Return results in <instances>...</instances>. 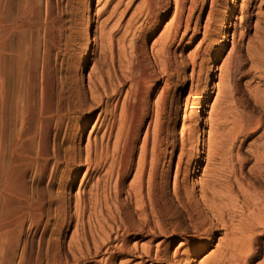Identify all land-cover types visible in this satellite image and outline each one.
Listing matches in <instances>:
<instances>
[{
    "label": "rangeland",
    "instance_id": "374dc122",
    "mask_svg": "<svg viewBox=\"0 0 264 264\" xmlns=\"http://www.w3.org/2000/svg\"><path fill=\"white\" fill-rule=\"evenodd\" d=\"M175 1L157 0V7L151 15L146 13L143 0H93L91 12L95 14V19L90 35L94 37L92 64L90 66L88 64L84 71L80 72L78 66L83 60L87 40L84 31L85 19L88 16V12L84 10L85 0H1L0 29L5 35L1 42L5 144L14 129L19 126L18 113L22 107L27 104L33 107L34 116H38L39 119L48 116L46 108L42 107L43 99L48 97L53 108L56 105L62 107V126L59 133L53 129L51 121L46 134L49 153L52 154L54 146L61 143L64 134L68 135L64 147L74 146L77 150L83 151L87 140L91 142L97 132L90 131L97 120V114L103 110L107 101V97H103L98 104L91 100L88 76L94 82L97 81L98 73L104 78L107 75L120 76L118 81L120 84L125 83V86L119 87L115 100L112 99L107 104V107L111 105L109 107L111 108L112 104L116 103L118 114L120 106L126 99L125 91L130 85V80L127 79L130 67L137 69L131 74L143 86L141 95L143 98L141 97V119L133 138L135 145L133 165L121 180L123 188H127L134 177L135 164L141 152L147 122L158 119L161 124V133L154 147L150 128L145 154L146 169L152 156L150 152L153 150L152 152L157 154L155 156L157 169L165 172V178L160 185L164 190L162 194L166 209L162 208L157 214L158 222L161 221L159 226L152 220L154 223L151 221L152 229L149 231L147 227L141 231L136 230L140 225L139 218L135 217L136 215L130 218L128 246H134L136 243L137 250L133 255H124L112 248V259L109 264L189 263L191 252L205 244L213 231L203 233L192 228L185 210L173 195L172 183L176 179L181 188L180 194L186 189L197 196L200 192L209 193L212 188H216L217 194L226 198L228 193L222 188L228 186L226 178L230 175L231 163L235 157V151L228 153L230 147L228 143L235 136L232 132L235 113L241 111L244 104L251 103L255 91L264 94V75L260 74L264 68L257 69L253 60L258 45L264 41V0H239L228 29V41L215 63L217 85L205 106L203 148L200 152L202 159L198 177L192 182L188 169L191 162L190 150L194 144L196 122L194 110L198 98L206 89L207 60L213 46L222 39L219 35V22L227 12L231 0ZM172 15H175L173 19ZM171 20L173 23L176 22V25L179 20L182 22L180 21L179 32L170 46L168 62L163 64L162 61L152 59L150 49L154 47V40L158 38L164 26ZM185 24L188 27H185ZM176 25L174 23L175 27ZM192 69L193 75H189ZM219 74L222 76L221 82ZM118 81L114 80V86ZM112 88H108L106 96L113 93L109 90ZM225 88H228L229 94L224 92ZM78 93L84 96L83 103L81 102L83 105L78 102L76 97ZM44 111L45 114L42 113ZM84 121L88 124L80 134L81 122ZM261 131L262 129L246 138L239 137L243 142L239 151L240 156L245 154L248 146L258 138ZM101 133L102 131L97 136L99 137ZM180 133L186 138L182 151ZM217 143L218 145H215ZM236 145L238 146L239 142H236ZM51 163L52 161L50 166ZM49 165L42 186L48 182L51 171ZM64 165L58 168V175L66 171ZM249 165L250 163L244 170H247ZM84 170V167H79L78 170L74 169L68 173L69 176L76 172L78 175L65 194L71 211L77 188L87 191L97 177L93 174L90 178L82 179ZM175 172L177 176L174 175ZM30 177L31 172L27 175L29 185L32 184ZM192 183L194 187L191 186ZM55 190L56 186L52 187V191ZM143 191L145 192V184ZM237 204L245 206L240 198ZM129 206L128 211L134 209L133 203ZM246 210L245 216L252 213L251 209ZM59 222L55 223L57 229ZM72 231L73 225L64 234L66 237L61 238L65 241L64 249ZM223 233L225 232L222 229L215 231L213 243L195 255L193 264H237L236 254L228 250L227 239L223 237ZM255 235L258 236V243L255 241L253 248L257 256L247 264H264V233L255 232ZM114 236L112 234V238ZM239 237L240 235H237V238ZM146 246L151 251L150 257L143 255L141 250ZM108 252L103 248L97 255L89 258V263L84 264H103L102 259L110 253ZM156 252L158 256L155 258ZM69 260L71 261V258Z\"/></svg>",
    "mask_w": 264,
    "mask_h": 264
},
{
    "label": "bare ground",
    "instance_id": "6f19581e",
    "mask_svg": "<svg viewBox=\"0 0 264 264\" xmlns=\"http://www.w3.org/2000/svg\"><path fill=\"white\" fill-rule=\"evenodd\" d=\"M238 1L231 0L227 12L219 22V35L222 36V39L211 49L206 64L207 86L198 98L194 110V119H196L194 144L190 150L191 162L188 169V175L192 182L198 177L202 159L200 152L203 148L202 129L205 126V106L217 85L215 83V63L218 60V54L224 50L228 41V29ZM2 2L0 0V5ZM92 2L93 0L84 2V10L88 12L84 26L87 40L83 51V60L78 66L80 72H83L88 64L89 66L92 64L94 37L92 38L90 35L92 22L95 19V14L91 12ZM142 3L146 5V13L151 14L156 9L158 2L157 0H143ZM180 21L177 22V25L174 22L176 27L173 20L164 26L165 28L160 32L158 38L154 40V47L150 49L152 59L157 62L162 61L163 64L168 62L170 46L179 32ZM186 26L187 24H185ZM3 33L0 29V264H84L89 263V258L97 255L103 248L110 252L102 259L103 264H109L112 259V248L120 254L133 255L137 250V245L134 243V246H128L127 241V233L131 229L130 218L134 215L139 218L140 225L136 230L141 231L147 227V231H149L152 229V220H155V224L159 226L161 221L158 222L156 217L166 203L162 194L164 190L160 185V182L162 183L165 178V172L162 169L160 171L157 169L158 164L155 160L157 154L155 155L153 150L150 152L152 156L151 160L148 159L150 162L146 169L147 135L151 128L152 133H150L153 134L152 140L154 141L152 146L154 147L155 141L161 133V124L157 121L158 119L147 122L148 126L144 133V139H142L141 152L137 156L135 164L134 177L127 188H123L121 185L122 178L133 165L135 154L133 138L136 134L137 124L141 119L143 86L131 74L137 69L129 66L130 72H128L127 79L129 78L130 85L128 84L129 87L125 91L126 99L120 106L118 114L116 103L112 104L111 108H109L111 105L107 107V104L110 100H115L117 89L125 86V83L120 84L118 81L120 76L115 75V72V76L110 74L111 76L107 75L104 78L101 73H98L95 82L91 81L88 76V92L91 100L98 104L103 97H107V101L103 110L97 114V120L90 131L97 132L91 142L87 140L83 151L77 150L74 146L64 147L63 145L68 139V135L64 134L61 143L54 146L52 154L49 153L46 134L52 122L53 129L59 133L62 126V107L56 105L53 108L48 97L43 99L44 105H42L46 108L48 116L39 119L38 116H34L33 107L28 104L22 107L18 113L19 126L14 129L9 141L5 144V117L2 108L4 69L1 55V51H3L1 42L5 36ZM253 60L257 69L264 68V41L258 45V51L255 57L253 56ZM193 72L192 69L189 75H193ZM260 74L264 75V69ZM218 77L221 82L222 76L219 74ZM114 80L118 81L115 86L113 83L116 81L114 82ZM108 88H112L109 90L113 93L106 96ZM224 92L229 94L230 91L225 88ZM80 93L76 96L79 103L84 98ZM254 93L251 103L244 104L243 109L238 110L239 112H236L235 116L233 115L232 132L235 136L228 143L230 146L228 153L235 151V157L231 163L230 175L226 178L228 186L222 188L228 193L226 198L220 197L216 188H212L209 193L200 192L197 196L186 189L180 194L181 188H179L176 179L172 183L173 195L185 210L192 228L203 233L213 231L205 244L191 252L188 264H193L195 255L213 243L215 231L219 229L224 230L223 237L227 239L226 246L229 251L236 254L237 264H247L249 260L257 256V252L253 248V243L258 240L255 232L264 233V94L258 91ZM142 102L144 103V101ZM45 111L42 113L45 114ZM155 114L153 115L155 116ZM81 123L80 134L83 133L88 122ZM261 129L258 138L253 140L245 154L240 156L239 151L243 142L239 137L246 138ZM101 131L102 133L98 137L97 135ZM181 133L180 150L182 151L186 138ZM236 142H239L238 146ZM249 163L247 170H244ZM62 164H65L64 167L66 166L67 169L58 175V168ZM48 165L51 169L48 182L42 186ZM79 167L85 168L82 179L90 178L93 174L97 177L89 185L87 191L77 188L71 211L65 194L78 175L77 172L71 176L68 173L74 169L78 170ZM175 171L177 172L178 169ZM29 172L32 173V177H30L32 184L30 185L27 183ZM144 184L145 192L143 191ZM54 186H56V190L53 192L52 187ZM191 186L194 187V183ZM258 189L260 191H257ZM238 198L245 206H238ZM132 203L134 209L128 211V206ZM246 209H251L252 213H246L248 215L245 216ZM57 221H60L58 229L55 227ZM153 221L152 223H154ZM72 225L73 231L69 235L64 249L65 241L61 238L66 237L64 234ZM112 234L115 235L114 238H112ZM133 235H136L135 232ZM237 235L240 237L237 238ZM114 241L117 243L113 244ZM141 250L143 255L150 257L151 251L147 246ZM157 256L158 252L155 253V258Z\"/></svg>",
    "mask_w": 264,
    "mask_h": 264
}]
</instances>
